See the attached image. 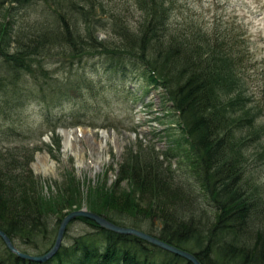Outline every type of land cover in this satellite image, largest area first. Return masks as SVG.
<instances>
[{"label": "trees", "instance_id": "obj_1", "mask_svg": "<svg viewBox=\"0 0 264 264\" xmlns=\"http://www.w3.org/2000/svg\"><path fill=\"white\" fill-rule=\"evenodd\" d=\"M131 2L138 13L134 25L128 9L122 14L102 0H0V119L20 125L26 107L45 100L44 90H56L60 98L79 90L77 103L85 101L88 89L80 84V73L71 77L72 69L59 80L56 70L47 68L53 61L62 67L77 62L80 70L94 57L110 64L125 61L142 66L167 99L166 110L187 143L179 155L185 168L178 167V174L158 154H150L140 167L134 154L110 188L90 186L83 195L73 180L68 196L67 188L44 199L31 173L23 171L26 163L16 158L0 169V230L22 252L42 255L53 246L63 217L84 202L113 224L190 252L201 264H264V187L251 175L255 164H264V147L258 145L264 130L255 129V109H247L244 41L237 33L208 35L189 17L174 20L177 0ZM104 16L110 18L108 25ZM107 28L115 40H98L96 30ZM239 74L241 81L233 76ZM253 144L262 149L261 157L249 158ZM123 181L130 185L122 191ZM73 223L89 230L71 237L45 264H190L85 218L68 226ZM0 264L38 263L6 249Z\"/></svg>", "mask_w": 264, "mask_h": 264}, {"label": "rangeland", "instance_id": "obj_2", "mask_svg": "<svg viewBox=\"0 0 264 264\" xmlns=\"http://www.w3.org/2000/svg\"><path fill=\"white\" fill-rule=\"evenodd\" d=\"M102 1L103 6L116 8L122 14L128 9L127 18L131 25L138 19L131 0ZM177 6L179 8L172 16L174 20L183 21L189 17L208 35L216 31L229 36L237 33L238 38L244 41L242 46L249 60L243 64L242 77L246 96L251 99L247 109H255L251 118L255 129L262 127L264 130V0H177ZM102 20L107 25L110 23L108 17L104 16ZM96 37L100 41L115 40L109 28L96 30ZM45 62L50 64L52 61ZM53 62L54 65L47 68L56 70L54 76L57 79L63 80L68 72L75 69L71 77L78 71L83 77L80 84L86 83L85 87L93 93L85 92L83 88L80 93L85 92V101L79 104V90L70 91L68 97L61 98L56 90L51 94L44 90L45 100L31 102L25 110L26 119L20 125L9 126L0 119V149L12 148L1 151L0 169L3 170L2 166L16 158L25 162L23 171L31 173L44 199H50L67 188L68 196L73 180L79 184L83 195L90 186L110 188L116 181L120 166L129 162L134 154L140 167L150 154H158L161 161L166 156L164 165L171 166L180 174L178 167L185 166L179 155L187 143L175 127L171 113L166 110L169 107L167 99L163 98L161 89L150 82L142 66L132 67L125 61L110 64L97 57L83 61L82 70L77 62L70 67ZM240 75L233 76L241 81ZM76 127L87 130L91 136L80 135L71 140L72 146L66 147L58 129ZM100 130L109 133L108 141L101 137ZM14 134L20 136L15 137ZM258 145L264 147V139ZM258 145L249 147V158L257 153L262 156ZM40 161L48 164L47 170ZM255 165L251 175L264 187V164L256 168ZM129 185L128 181L119 183L122 191L129 189ZM82 205L85 206L84 202ZM84 228L89 230L78 223L68 226L65 235L69 238L64 235L62 245H69L70 238L81 235ZM4 250L6 247L0 240V257Z\"/></svg>", "mask_w": 264, "mask_h": 264}, {"label": "water", "instance_id": "obj_3", "mask_svg": "<svg viewBox=\"0 0 264 264\" xmlns=\"http://www.w3.org/2000/svg\"><path fill=\"white\" fill-rule=\"evenodd\" d=\"M79 130L78 128H74L69 131ZM67 130L64 129H58V133L62 135L63 132ZM76 218H85L87 220H90L94 222L97 226L100 228L107 230L109 232L118 234V235H124V236H134L158 249H161L167 253H170L176 257H179L181 259H184L190 264H201L196 257L191 254L190 252H187L185 250L179 249L171 244H168L154 236H151L145 232H142L137 229L128 228V227H122L117 226L113 224L112 222L106 220L104 217L97 215L94 212H91L87 210L86 208H81L79 210H74L70 213H67L63 219L61 220L59 224V228L55 237V241L53 246L44 254L42 255H32L25 252L20 251L10 240V238L0 230V240L3 242L6 249L15 255L17 258L21 260H27L30 262L38 263V264H44L51 260L56 253L58 252L59 248L62 245V240L64 237V234L66 232V229L68 225L74 221Z\"/></svg>", "mask_w": 264, "mask_h": 264}, {"label": "bare ground", "instance_id": "obj_4", "mask_svg": "<svg viewBox=\"0 0 264 264\" xmlns=\"http://www.w3.org/2000/svg\"><path fill=\"white\" fill-rule=\"evenodd\" d=\"M101 134V137L104 139V140H107L109 139V133L108 132H104V131H101L100 132ZM63 137H64V143H65V146L66 147H70L72 146V143H71V140L72 139H77L78 136L80 137V135L82 137H88V136H91V134L89 132H87V130H82V129H79V130H74V131H65L62 133ZM115 138V137H114ZM108 141V140H107ZM67 149V148H66ZM40 164L43 165L44 169L47 170V168L49 167L48 164L45 162V161H40ZM152 236V235H151ZM47 263V262H46Z\"/></svg>", "mask_w": 264, "mask_h": 264}]
</instances>
